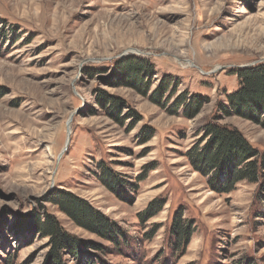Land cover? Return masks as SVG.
I'll return each mask as SVG.
<instances>
[{"label":"rangeland","instance_id":"374dc122","mask_svg":"<svg viewBox=\"0 0 264 264\" xmlns=\"http://www.w3.org/2000/svg\"><path fill=\"white\" fill-rule=\"evenodd\" d=\"M254 65L264 66V0H0V264H53L48 238L29 230L46 214L80 244L61 264H264L260 184L219 193L190 162L207 124L264 152V127L227 101L238 69ZM58 193L124 239L76 225ZM152 203L160 210L142 221ZM174 220L191 233L182 248Z\"/></svg>","mask_w":264,"mask_h":264},{"label":"trees","instance_id":"16d2710c","mask_svg":"<svg viewBox=\"0 0 264 264\" xmlns=\"http://www.w3.org/2000/svg\"><path fill=\"white\" fill-rule=\"evenodd\" d=\"M141 66L140 63L137 70L145 73V68ZM238 77L240 88L227 95L228 108L264 127V66L254 65L253 67L240 68ZM147 86L144 85L146 90ZM157 102L159 103L158 100ZM178 102H185V98L180 97ZM99 103L102 107L109 103V111L119 115L120 108L116 99H109L99 92ZM204 129L208 139L202 147L190 150V155L192 154L190 162L197 171L209 176V183L214 190L219 193H229L235 188L236 183L246 180L251 183H259L260 189L264 192V152L251 146L234 128L207 124ZM98 167L102 172L101 178L108 180V186L115 190L123 187V181L116 179L103 163H99ZM58 194L52 198L53 204L58 205L59 209L76 225L115 245L119 243V240L124 239L122 231L115 223L108 220L86 201L71 193ZM153 203L142 213L141 216H145L142 221H146L160 210L159 203L158 205ZM150 209H152L151 212ZM29 230H34L42 237L48 238V258L53 264H61V254L64 250L77 256L80 244L65 233L52 215L46 214L42 220L36 219L33 227ZM189 231V228L180 220H174L172 234L176 239V246L180 245L182 248L188 244L191 235ZM94 249L98 250L100 247ZM87 264H94V262L88 261Z\"/></svg>","mask_w":264,"mask_h":264}]
</instances>
